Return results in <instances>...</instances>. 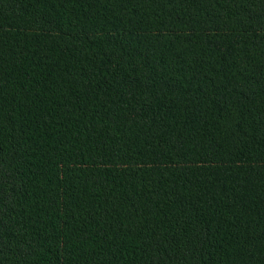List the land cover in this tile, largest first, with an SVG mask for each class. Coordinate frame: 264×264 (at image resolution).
<instances>
[{
  "label": "trees",
  "instance_id": "16d2710c",
  "mask_svg": "<svg viewBox=\"0 0 264 264\" xmlns=\"http://www.w3.org/2000/svg\"><path fill=\"white\" fill-rule=\"evenodd\" d=\"M0 264H264V0H0Z\"/></svg>",
  "mask_w": 264,
  "mask_h": 264
}]
</instances>
